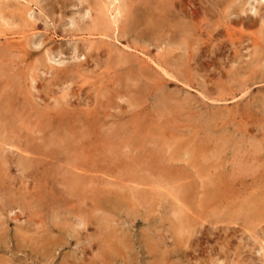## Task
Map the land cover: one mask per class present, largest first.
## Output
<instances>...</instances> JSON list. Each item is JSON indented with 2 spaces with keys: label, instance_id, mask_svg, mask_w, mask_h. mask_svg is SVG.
<instances>
[{
  "label": "rangeland",
  "instance_id": "rangeland-1",
  "mask_svg": "<svg viewBox=\"0 0 264 264\" xmlns=\"http://www.w3.org/2000/svg\"><path fill=\"white\" fill-rule=\"evenodd\" d=\"M109 1L0 0V264H264V2Z\"/></svg>",
  "mask_w": 264,
  "mask_h": 264
},
{
  "label": "bare ground",
  "instance_id": "bare-ground-1",
  "mask_svg": "<svg viewBox=\"0 0 264 264\" xmlns=\"http://www.w3.org/2000/svg\"><path fill=\"white\" fill-rule=\"evenodd\" d=\"M102 1H103V0H102ZM108 1H109V0H108ZM123 1L125 2V0H123ZM163 1H164V0H163ZM165 1H166V0H165ZM169 1H170V0H169ZM250 1H251V0H250ZM250 1L247 0L246 3L249 4ZM255 1H256V3H259V4L264 2L263 0H262V1H261V0H255ZM105 2H106V1H105ZM105 2H104V4H105ZM111 2H112L113 5H115V7L113 6V7H114V10H115V12H116L115 15L118 14L117 16H119V15H120L119 13L121 12V8H120V7H122V6H121L122 4H120V7H119L118 3L121 2V1H120V0H112ZM126 2H127V1H126ZM106 3H107V2H106ZM128 3H129V1H128ZM254 3H255V2H254ZM256 3H255V5H256ZM107 4H108V3H107ZM107 4H105L106 7H107L108 5H111L110 1H109V4H108V5H107ZM123 4H124V3H123ZM163 4H164V3H163ZM95 5H96V4H95ZM165 5H166V4H165ZM167 5H168V4H167ZM251 5H252V4H251ZM123 6H124V5H123ZM125 6H126V4H125ZM37 7H38V6H37ZM91 7H92V6H91ZM91 7H90V9H91ZM126 7H127V6H126ZM161 7H162V6H161ZM242 7H243V6H242ZM245 7H246V6H245ZM245 7H243L244 9H242V10L246 13L247 10L245 9ZM247 7L250 8L248 5H247ZM254 7H255V6H254ZM254 7H251V10H252V8H254ZM263 7H264V6H263ZM109 8H112V7H109ZM109 8L106 9V11H104V16H105L108 20H110V23L113 25V23H116L115 20H116L117 18H116V19L114 18L113 20H111V19H112V18L110 17L111 15H110V14L108 15ZM129 8H130V7H129ZM166 8H167V6H166ZM240 8H241V7H240ZM259 8H260V7H259ZM123 9H124V8H123ZM255 9H256V8H255ZM255 9H254V10H255ZM111 10H112V9H111ZM242 10H240V11H242ZM256 10H257V9H256ZM259 10H260V9H259ZM26 11H27V10H26ZM26 11H25V15L27 14L26 16H29V15H30V14H28L29 12L26 13ZM28 11H29V10H28ZM30 11H31V10H30ZM42 11H43V9H42ZM96 11H97V10H96ZM124 11H126V10H124ZM166 11H167V10H166ZM40 12H41V11H40ZM86 12H87V11H86ZM110 12H111V11H110ZM113 12H114V11H113ZM262 12H263V11H262ZM31 13H32V12H31ZM33 14H34V12L32 13V15H33ZM94 14H95V13H94ZM100 14H101V13H100ZM123 14H124V13H123ZM236 14H237V13H236ZM250 14H252V13H250ZM254 14H256V11L254 12ZM32 15H31V17H32ZM90 15H91V14H90ZM112 15H113V14H112ZM115 15H113L112 17H114ZM246 15H247V14H246ZM83 16H84V15H83ZM85 16H86V15H85ZM92 16L94 17V15H92ZM255 16H256V15H255ZM255 16H253V17H255ZM95 17H96V16H95ZM95 17H94V18H95ZM120 17H122V16H119V18H120ZM247 17H250V15H248ZM33 18H35V17H33ZM83 18H84V17H83ZM85 18H87V17H85ZM242 18H243V17H242ZM251 18H252V17H251ZM259 18H260V17H259ZM262 18H263V16H262ZM26 19H27V18H26ZM28 19H29V18H28ZM28 19H27V20H28ZM30 19H31V18H30ZM97 19H98V18H97ZM102 19L105 21V18H102ZM252 19H253V18H252ZM260 19H261V18H260ZM73 20H74V19H73ZM98 20H99V19H98ZM245 20H246V17H245ZM25 21H26V20H25ZM31 21H33V20H31ZM92 21H93V20H92ZM92 21L90 22V20H89L90 24H92ZM94 21H95V20H94ZM101 21H102V20H101ZM243 21H244V18H243ZM248 21H249V20H248ZM253 21H254V20H253ZM28 22H29V21H28ZM75 22H76V21L74 20L73 25H75V24H74ZM82 22H83V21H82ZM102 22H103V21H102ZM102 22H101V24H102ZM30 23H33V22H30ZM71 23H72V22H71ZM93 23H94V22H93ZM108 23H109V22H108ZM252 23H253V22H252ZM19 24H20V23H19ZM79 24L82 25V23H79ZM79 24H77V25H79ZM88 24H89V23H88ZM94 24H95V23H94ZM111 24H110V25H111ZM254 24H255V23H254ZM258 24H259V23H258ZM83 25H85V22H84ZM92 25H93V24H92ZM107 25H108V24H107ZM259 25H260V24H259ZM29 26H30V24H29ZM32 26H33V25H32ZM93 26H94V25H93ZM260 26H262V25H260ZM94 27H95V26H94ZM74 28H75V30H76V27H74ZM91 28H92V27H91ZM111 28H112V27H111ZM262 28H263V27H262ZM96 29H97V28H96ZM107 29H108V28H107ZM83 30H84V29H83ZM86 30H87V29H86ZM93 30H94V29H93ZM262 30H263V29H262ZM78 31H79V30H78ZM263 31H264V30H263ZM90 32H92V31L90 30ZM94 32H95V31H94ZM95 33H97V32H95ZM258 40H259V38H258ZM88 42H89V41H88ZM90 43H91V45H92L93 42L90 41ZM39 44H40V43H39ZM39 44H38V45H39ZM10 45H11V43H10ZM91 45H90V46H91ZM38 47H39V46H38ZM75 47H76V46H75ZM1 49H3V48H1ZM48 49H50V48L48 47ZM51 49H52V48H51ZM51 49H50V51H52ZM3 50H4V49H3ZM47 53H48V52H47ZM49 53H50V52H49ZM63 53H64V51H63ZM74 53H75V55H76V52H74ZM81 53H82V52H81ZM48 55H49V54H48ZM52 55H53V54H52ZM75 55H74V56H75ZM49 56H50V55H49ZM53 56H54V55H53ZM80 56H81V54H80ZM51 58H52V57H51ZM51 58L49 57V59H51ZM54 58H55V57H54ZM75 58H76V56H75ZM52 59H53V58H52ZM66 59H67V58H66ZM78 59H79V58H78ZM75 60H76V59H75ZM56 61H57V60H56ZM52 62H53V61H52ZM60 62H61V61H60ZM57 63H58V61H57ZM64 63H65V62H64ZM64 63H63V64H64ZM63 64H62V65H63ZM0 65H1V63H0ZM57 66H58V65H57ZM2 67H3V66H2ZM3 68H4V67H3ZM263 68H264V67H263ZM4 69H5V68H4ZM7 69H8V68H7ZM55 69L57 70L56 67H55ZM60 69H61V68H60ZM75 69H76V68H75ZM260 69H261V68H260ZM1 70L3 71V69H1ZM11 70H12V69H11ZM56 70H55V71H56ZM63 70H64V69H63ZM72 70H74V69H72ZM7 71H8V70H7ZM61 71H62V70H61ZM67 71H68V70H67ZM67 71H65V72H67ZM70 71H71V70H70ZM5 72H6V70H5ZM12 72H13V71H12ZM59 72H60V71H59ZM258 72H259V71H258ZM261 72H262V69H261ZM261 72H259L260 74L258 73L259 76H260L259 78H263V77H264V75H263ZM8 73H9V72H8ZM14 73H15V72H14ZM263 73H264V70H263ZM57 74H58V73H57ZM64 74H66V73H64ZM261 74L263 75V77L261 76ZM5 75H6V74H5ZM256 75H257V74H256ZM8 76H9V75H8ZM8 76H7V77H8ZM15 76H17L16 73H15V75H14L13 77H15ZM19 76L21 77L20 74H19ZM22 76H23V75H22ZM55 76H56V75H55ZM55 76H54V77H55ZM57 76H58V75H57ZM59 76H60V75H59ZM59 76H58L57 78H59ZM3 77H4V76H3ZM7 77H6V78H7ZM65 77H66V76H65ZM24 78H25V77H24ZM10 79H11V77H10ZM32 79H33V78H31V81H32ZM3 80L6 81V79H3ZM3 80H1V81H3ZM35 80H36V79H35ZM59 80H61V79H59ZM1 81H0V82H1ZM4 81H3V82H4ZM14 81H15V79H14ZM19 81H21V80L19 79ZM7 82H8V80H7ZM59 82H60V81H59ZM8 83H9V82H8ZM10 83H12V82H10ZM15 83H16V81H15ZM18 83H20V82H18ZM18 83H17V84H18ZM21 83H22V82H21ZM0 84H2V82H1ZM13 84H14V82H13ZM32 84H33V83H32ZM3 85H4V83H3ZM8 85L10 86L11 84H8ZM11 86H12V85H11ZM1 87H2V86H1ZM34 87H35V86H34ZM6 88H7V87H6ZM6 88H5V87H2L1 89H2V90H5L4 92L7 93ZM14 88H15V87H14ZM69 88H70V87H69ZM8 89H9V88H8ZM19 89H20V88H19ZM12 91H14V89H13ZM20 91H21V89H20ZM22 91H23V90H22ZM2 92H3V91H2ZM10 92H11V91H10ZM17 93H18V92H17ZM10 94H11V93H10ZM13 95H14V94H13ZM19 95H20V94H19ZM22 95H24V94L22 93ZM70 95H71V94H70ZM7 96H8V95H7ZM15 96H16V95H15ZM24 96H25V95H24ZM63 96H64V94H63ZM18 97H19V96L17 95V98H18ZM61 97H62V96H61ZM4 98H5V97H4ZM8 98H9V97H8ZM11 98H12L13 101H14L13 96H12ZM24 98H25V97H24ZM56 98H57V97H56ZM58 98H59V97H58ZM63 99H64V98H63ZM63 99H62V100H63ZM7 100H8V99H7ZM24 100L27 101L26 99H24ZM0 101L2 102V100H0ZM3 101H4V100H3ZM13 101L11 100V102H13ZM17 101H18V100H17ZM5 102H6V101H5ZM9 102H10V101H9ZM22 103H23V102H22ZM22 103H21V104H22ZM6 104H7V103H6ZM13 104H14V103H12L11 105H13ZM21 104H20V107H23V105L21 106ZM47 104H48V103H47ZM9 105H10V104H9ZM9 105H8V106H9ZM1 106H2V105H1ZM4 106H5V105H4ZM13 107H14V106H13ZM13 107L10 106V108H13ZM3 108H4V107H3ZM24 108H25V107H24ZM24 108H23V109H24ZM56 108H57V106H56ZM0 109H1V108H0ZM28 109H29V108H28ZM61 109H62V108H61ZM6 110H7V109H6ZM13 110H14V109H13ZM18 110H19V109H17V112H18ZM21 110H22V109H21ZM25 110H26V109H25ZM66 110H67V109H66ZM55 111H56V110H55ZM64 111H65V110H64ZM5 112H6V111H4V113H5ZM22 112H24V111H22ZM81 112H82V111H81ZM14 113H15V111H14ZM20 113H21V112H20ZM20 113L18 112V115H19ZM24 113H25V112H24ZM57 113H58V112H57ZM77 113H78V112H77ZM10 114H11V113H10ZM12 114H13V113H12ZM45 114H46V113H45ZM49 114H50V113H49ZM49 114H48V115H49ZM67 114H68V113H66V115H67ZM3 115H5V114H3ZM3 115H2V116H3ZM15 115H17V113H15ZM15 115H14V116H15ZM18 115H17V116H18ZM23 115H24V114H23ZM27 115H28V114H27ZM63 115H65V114L63 113ZM68 115H69V114H68ZM82 115H83V114H82ZM82 115H80V116H82ZM6 116H7V115H6ZM14 116H13V117H14ZM19 116H21V114H20ZM49 116H51V114H50ZM69 116H70V115H69ZM71 116H72V115H71ZM73 116H74V115H73ZM31 117H32V116H31ZM74 117H75V116H74ZM5 119H7V118H5ZM11 119H12V118H11ZM19 119H20V118H19ZM31 119H32V118H31ZM56 119H57V118H56ZM56 119H55V120H56ZM0 120H1V118H0ZM7 120H9V119H7ZM16 120L18 121V119H16ZM21 120H22V119H21ZM34 120H35V119H34ZM57 120H58V119H57ZM82 120H83V119H82ZM91 120H92V119H91ZM19 121H20V120H19ZM84 121H85V120H84ZM0 122H1V121H0ZM20 122H21V121H20ZM86 122H87V121H86ZM2 123H4V122H2ZM77 123H78V122H77ZM11 124H12V123H11ZM18 124H19V123H18ZM43 124H44V123H43ZM58 124H59V123H58ZM70 124H71V123H70ZM74 124H75V123H74ZM74 124H73V125H74ZM3 125H4V124H3ZM9 125H10V124H9ZM13 125H14V123H13ZM13 125H11V126H13ZM23 125H24V124H23ZM23 125H22V126H23ZM65 125H66V124H65ZM71 125H72V124H71ZM79 125H80V123L78 124V126H79ZM28 126H29V125H28ZM84 126H85V125H83L82 127H84ZM87 126H88V125H87ZM92 126H93V125H92ZM32 127H33V126H32ZM1 128H2V126H1ZM4 128H5V127H4ZM6 128H7V127H6ZM40 128H41V127H40ZM48 128H49V127H48ZM76 128H77V127H75V129H76ZM87 128H88V127H87ZM93 128H94V127H93ZM11 129H12V128H11ZM11 129H10V130H11ZM77 129H78V128H77ZM118 129H119V127H118ZM125 129H126V128H125ZM30 130H32V129H30ZM39 130H40V129H39ZM45 130H46V129H45ZM78 130H79V129H78ZM81 130H82V129H81ZM113 130H114V129H113ZM120 130L124 131L123 129H119V131H120ZM143 130H144V129H143ZM43 131H44V130H43ZM68 131H69V130H68ZM88 131H89V130H88ZM134 131H135V130H134ZM2 132H3V131H2ZM7 132H8V131H7ZM33 132H34V131H33ZM35 132H36V131H35ZM60 132H61V131H60ZM69 132H71V131H69ZM75 132H76V131H75ZM79 132H80V131H79ZM113 132H114V131H113ZM129 132H130V131H129ZM10 133H11V131H10ZM20 133H22V132H20ZM63 133H65V131H63ZM88 133H89V132H88ZM88 133H87V135H88ZM90 133H91V132H90ZM94 133H95V132H94ZM110 133H111V132H110ZM137 133H138V132H137ZM0 134H1V133H0ZM37 134H38V133H37ZM44 134H45V133H44ZM112 134H113V133H112ZM120 134H122V133H120ZM125 134H126V133H125ZM125 134H123V135H125ZM138 134H139V133H138ZM4 135H5V131H4ZM4 135H3V136H4ZM21 135H22V134H21ZM42 135H43V134H42ZM47 135H48V134H47ZM69 135H70V134H69ZM74 135H76V133H75ZM90 135H91V134H90ZM128 135H129V134H128ZM131 135H132V133H131ZM88 136H89V135H88ZM109 136H112V135H109ZM114 136H115V134H114ZM116 136H117V135H116ZM125 136H126V135H125ZM129 136H130V135H129ZM134 136H135V135H134ZM142 136H143V135H142ZM74 137H75V136H74ZM84 137H85V135H84ZM91 137H92V136H91ZM119 137H120V136H119ZM121 137H122V136H121ZM121 137H120V139H119L120 141H121ZM1 138H2V136H1ZM106 138H107V137H106ZM116 138H117V137H116ZM130 138H132V137L130 136ZM136 138H137V137H136ZM139 138H140V136H139ZM23 139H24V138H23ZM39 139H40V138H39ZM57 139H58V138H57ZM69 139H70V137H69ZM74 139H75V138H74ZM91 139H92V138H91ZM113 139H114V138H113ZM128 139H129V138H128ZM133 139L135 140V137H134ZM2 140H3V139H2ZM78 140H81V139H77V141H78ZM84 140H86V139H84ZM116 140H117V141H116V144H115L114 140H113L114 143H112V144L118 145L117 143H119L120 141L118 142V139H116ZM129 140H131V139H129ZM129 140H128L127 142H131V141H133V140H131V141H129ZM137 140H138V139H137ZM59 141H60V140H59ZM97 141H99V140H97ZM108 141H109V139H108ZM110 141H111V140H110ZM141 141H142V140H141ZM3 142H4V141H3ZM71 142H72V141H71ZM87 142H88V140H87ZM105 142H106V141H105ZM111 142H112V141H111ZM136 142H137V141H136ZM1 143H2V142H1ZM1 143H0V145H1ZM60 143H61V142H60ZM80 143H81V142H80ZM120 143H121V142H120ZM125 143H126V142H125ZM132 143H133V142H132ZM139 143H140V140H139ZM141 143H142V142H141ZM141 143H140V144H141ZM51 144H52V143H51ZM83 144H84V143H82V145H83ZM108 144H109V143L107 142V145H108ZM127 144H128V143H126V145H127ZM134 144H135V142L133 143V145H134ZM137 144H138V143H137ZM140 144H139V145H140ZM11 145H12V144H11ZM25 145H26V144H25ZM104 145H105V144H104ZM115 145H114V146H115ZM121 145H122V144H121ZM133 145H131V147H133ZM135 145H136V144H135ZM135 145H134V146H135ZM252 145H253V144H252ZM254 145H255V144H254ZM89 146H90V145H89ZM119 146H120V144H119ZM66 147H67V146H66ZM91 147H92V146H91ZM93 147L95 148V146H93ZM106 147H107V146H106ZM112 147H113V146H111V143H110V144L108 145V148H106V149H110V148H112ZM115 147H116V146H115ZM128 147H129V149H132V148H130V146L127 145V149H128ZM139 147H140V146H138L137 148H139ZM254 147H256V149H257V147L259 148V146H256V145H255ZM0 148H1V147H0ZM14 148H15V147H14ZM16 148H17V147H16ZM73 148H74V147H73ZM81 148H82V147H81ZM102 148H103V147H102ZM125 148H126V147H125ZM67 149H69V148H67ZM106 149H105V150H106ZM233 149H234V148H233ZM252 149H254V148H252ZM252 149H251V150H252ZM9 150H10V148H9ZM13 150H14V149H13ZM15 150H16V149H15ZM21 150H22V149H21ZM25 150H26V149H25ZM60 150H61V149H60ZM69 150H70V149H69ZM103 150H104V148H103ZM140 150H141V149H140ZM217 150H218V149H217ZM235 150H236V152L239 151V149H235ZM7 151H8V150H7ZM10 151H11V150H10ZM16 151H17V150H16ZM84 151L86 152V150H84ZM97 151H98V150H97ZM144 151H145V150H144ZM214 151H215V150H214ZM257 151H259V150L257 149ZM3 152H4V151H3ZM11 152H12V151H11ZM87 152H88V151H87ZM106 152H107V151H106ZM108 152H109V150H108ZM110 152H112L111 149H110ZM115 152H116V151H115ZM120 152H122V153L124 154V152H123V148H122V151H120ZM126 152H127V151H126ZM128 152H129V151H128ZM128 152H127V153H128ZM130 152H131V151H130ZM236 152L234 153V151H233V152H231V153L237 154ZM246 152H247V153L249 152V153L251 154L250 150H249V151H246ZM254 152H256V151L254 150ZM254 152H252V153H254ZM13 153H15V151H14ZM17 153H18V152H17ZM42 153H43V152H42ZM71 153H72V152H71ZM89 153H90V151H89ZM102 153L104 154L105 151H104V152L102 151ZM113 153H114V152H113ZM118 153H119V152H118ZM122 153H121V154H117V153H116V154H117V155H123ZM137 153H138V152H137ZM241 153H242V150H241L240 153L238 152L239 156L242 155ZM247 153H246V154H247ZM18 154L20 155V153H18ZM26 154H27V153H26ZM73 154H74V152H73ZM100 154H101V152H100ZM100 154H98V155H100ZM108 154H109V153H108ZM111 154H112V153H110V154L108 155L109 158H110L111 156L113 157V155H111ZM116 154H115L114 156H116ZM212 154H213V152H212ZM27 155H28V154H27ZM125 155H126V154H125ZM155 155H156V154H155ZM195 155H196V154H195ZM231 155H232V154H231ZM11 156H12V155H11ZM35 156H36V155H35ZM53 156H54V154H53ZM53 156L50 155V157H53ZM105 156H106V155H105ZM105 156H104V157H105ZM130 156H131V155H130ZM213 156H214V155H213ZM228 156H229V155H228ZM236 156H237V155H236ZM236 156H235V157H236ZM251 156H252V155H251ZM254 156H256V155H254ZM3 157H4V156H3ZM42 157H43V156H42ZM88 157H90V156H88ZM88 157H87V158H88ZM122 157H123V156H122ZM145 157H146V156H145ZM157 157H158V156H157ZM15 158H16V157H15ZM39 158H40V157H39ZM80 158H81V157H80ZM109 158L107 157L106 159H109ZM115 158H116V157H115ZM115 158H114V159H115ZM128 158L130 159L131 157H128ZM132 158H133V157H132ZM135 158H136V157H135ZM238 158H239V157H238ZM4 159H5V158H4ZM4 159H3V160H4ZM31 159H32V158H31ZM40 159H41V158H40ZM40 159H39V160H40ZM43 159H46V161H47V159L50 160L51 158L49 159V158L46 157V158H43ZM43 159H42V160H43ZM81 159H83V157H82ZM111 159H112V158H111ZM120 159H122V158H120ZM250 159H251V158H250ZM8 160H9V159H8ZM52 160H53V158H52ZM104 160H105V159H104ZM104 160H103V161H104ZM109 160H110V159H109ZM124 160L126 161L125 158H124ZM130 160H132V159H130ZM153 160H154V158H153ZM158 160H160V158H159V159L156 158V161H157L158 163L155 162V161H152V163H153V162L156 163V165H155V163H154L153 165L157 166V165L159 164V161H158ZM6 161H7V160H6ZM10 161H11V160H10ZM54 161H55V160H54ZM61 161H62V160L60 159V162H61ZM93 161H94V160H92L91 162H92V164L94 165V162H93ZM128 161H129V160H128ZM136 161H137V160L134 159V162H135V163H136ZM237 161H239V160L237 159ZM13 162H14V160H13ZM17 162H18V161H17ZM39 162H40V161H39ZM43 162H44V161H43ZM55 162H56V161H55ZM72 162H73V161H72ZM83 162H84V161H83ZM85 162H86V160H85ZM85 162H84V164H85ZM137 162H138V161H137ZM233 162H234V161H233ZM243 162H244V161H242V162H237V163H239V164H238V167H239V168H240V166H241L240 163L243 164ZM246 162H247V161H246ZM248 162H249V161H248ZM248 162H247V164H248ZM46 163H47V162H46ZM51 163H52V165L54 166L53 161H51ZM56 163H57V162H56ZM75 163H78V161H76ZM132 163H133V162H132ZM138 163L140 164L141 162L139 161ZM251 163H252V162L250 161V163H249V165H248V166H249L248 169L250 168V165H252ZM18 164H19V163H18ZM29 164H30V163H29ZM40 164H41V162H40ZM84 164H83V165H84ZM92 164H91V166H92ZM139 164H138V165H139ZM244 164H245V163H244ZM244 164H243V165H244ZM134 165H135V164H134ZM150 165H151V163H150ZM239 165H240V166H239ZM243 165H242V166H243ZM28 166H29V165H28ZM41 166H42V164H41ZM41 166H40V167H41ZM43 166H44V165H43ZM136 166H137V165H136ZM242 166H241V167H242ZM37 167H38V166H37ZM47 167H48V166H47ZM54 167H55V166H54ZM57 167H59V166L57 165V166L55 167V170L57 169ZM72 167H74V165H72ZM76 167H77V166H76ZM76 167H75V168H76ZM82 167H83V166H82ZM86 167L88 168V165H87ZM141 167H142V166H141ZM141 167H140V169H141ZM158 167H160V166H158ZM245 167H246V164H245ZM245 167H243L244 170L246 169ZM251 167H252V166H251ZM42 168H43V167H42ZM45 168H46V167H45ZM68 168H69V167H68ZM92 168H93V166H92ZM142 168H144V167H142ZM239 168H238V169H239ZM2 169H3V168H2ZM2 169H0V170H2ZM33 169H34V168H33ZM79 169H80V167H79ZM241 169H242V168H241ZM3 170H4V169H3ZM7 170H8V169H7ZM7 170L5 169V171H7ZM19 170H21V169H19ZM23 170H25V169H23ZM41 170H42V169H41ZM50 170H51V169H50ZM64 170H66V169H64ZM75 170H76V169H75ZM83 170H84V169H83ZM83 170H82V168H81V171H83ZM144 170H145V169H144ZM144 170H142V171H144ZM242 170H243V169H242ZM244 170H243V171H244ZM246 170H247V169H246ZM59 171H60V170H59ZM67 171H68V170H67ZM73 171H74V169H73ZM77 171H78V169H77ZM204 171H205V170H204ZM204 171H203V173H204ZM251 171H252V170H251V168H250V172H251ZM7 172H10V171H7ZM20 172H21V171H20ZM25 172H26V171H25ZM43 172H44V169H43V171H42V174H43ZM50 172H51V171H50ZM53 172H54V170H53ZM55 172H56V171H55ZM68 172H69V171H68ZM84 172H85V171H84ZM86 172H87V170H86ZM93 172H94V171H93ZM93 172H92V173H93ZM245 172H246V171H245ZM247 172H248V171H247ZM1 173H2V172H1ZM56 173H57V172H56ZM61 173L63 174V172H61ZM92 173H91V174H92ZM8 174H9V173H8ZM46 174L49 175L47 172H46ZM76 174H78V173H76ZM80 174H81V173H80ZM82 174H83V173H82ZM238 174H239V173H238ZM259 174H260V173H259ZM37 175H38V174H37ZM44 175H45V174H44ZM53 175H54V173H53ZM56 175H57V174H56ZM60 175H61V174H60ZM248 175L250 176L249 173H248ZM248 175H247V176H248ZM13 176H14V175H13ZM25 176H26V175H25ZM30 176H31V175H30ZM38 176H39V175H38ZM45 176H46V175H45ZM62 176H63V175H62ZM64 176H65V175H64ZM64 176H63V177H64ZM70 176H71V175H70ZM70 176H69V177H70ZM92 176H93V174H92ZM94 176H95V175H94ZM94 176H93V178H95ZM40 177H41V176H40ZM46 177H47V176H46ZM67 177H68V176H67ZM67 177H66V178H67ZM74 177H75V176H74ZM234 177H235V176H234ZM240 177H241V176H240ZM251 177H252V176H251ZM257 177H258V176H257ZM23 178H24V177H23ZM25 178H26V177H25ZM38 178H39V177H38ZM57 178L60 179V177H58V176H57ZM57 178L54 177V179H56V180L58 181ZM70 178H71V177H70ZM70 178H69V179H70ZM77 178H78V177H76V179H77ZM80 178H81V177H80ZM246 178H247V177H246ZM2 179H3V178H2ZM90 179H92V178H90ZM90 179H89V180H90ZM249 179H250V178H249ZM51 180H52V178H51ZM56 180H54V181H56ZM62 180H63V179H62ZM71 180H72V179H71ZM77 180H78L77 182L79 183V178H78ZM89 180L87 179V183H86L85 181L82 182V183H83V184L85 183L86 185H89V184H90V181H89ZM92 180L94 181L95 179H92ZM202 180H204V179L202 178ZM237 180H238V179H237ZM246 180H248V178H247ZM251 180H252V178H251ZM47 181H48V179H47ZM60 181H61V180H60ZM63 181H64V182L66 181L67 184L70 183V182H67V181H69L68 179H67V180L65 179V180H63ZM81 181H82V180H81ZM88 181H89V182H88ZM93 181H91V183H95V181H94V182H93ZM233 181H234V180H233ZM235 181H236V180H235ZM42 182H43V181H42ZM58 182H59V181H58ZM256 182H257V181H256ZM59 183H60V182H59ZM73 183H74V182H73ZM73 183H72V185L74 186ZM82 183H81V186H84V187H85V185H83ZM88 183H89V184H88ZM211 183H212V182H211ZM235 183H236V182H235ZM240 183H241V182H240ZM246 183H247V182H246ZM246 183H245V184H246ZM250 183H251V181H250ZM33 184H34V183H33ZM43 184H44V183H43ZM52 184H53V183H52ZM57 184H58V183H57ZM60 184H61V183H60ZM67 184H66V186H68ZM76 184H77V183H76ZM76 184H75V185H76ZM233 184H234V182H233ZM251 184H254V183H251ZM260 184H261V183H260ZM37 185H38V184H37ZM48 185H49V184H48ZM48 185H47V186H48ZM61 185H62V184H61ZM72 185H71V186H72ZM239 185H240V184H239ZM248 185H249V184H248ZM39 186H40V184H39ZM64 186H65V185H62V188H63V189L66 187V186H65V187H64ZM71 186H70V187H71ZM76 186H77V185H76ZM78 186H80V185H78ZM197 186H198V185H197ZM240 186H242V185H240ZM251 186H252V185H251ZM255 186H256V185H255ZM51 187H52V186H51ZM74 187H75V186H74ZM88 187H89V186H88ZM200 187H201V186H200ZM262 187H263V186H262ZM1 188H2V187H1ZM3 188H4V187H3ZM44 188H46V187H43V189H44ZM47 188H49V187H47ZM52 188H54V186H53ZM66 188H67V187H66ZM71 188H72V187H71ZM80 188H81V187H80ZM185 188L188 189L189 187H185ZM256 188H257V187H256ZM68 189H69V186H68ZM73 189H74V188H73ZM73 189H72V190H73ZM89 189H90V188H89ZM91 189H92V188H91ZM91 189H90V190H91ZM195 189H196V188H195ZM236 189H237V187H236ZM7 190H8V189H7ZM44 190H45V189H44ZM53 190H54V189H53ZM70 190H71V189H70ZM70 190H68V191H70ZM84 190H85V189H84ZM84 190H83V191H84ZM93 190H94V189H93ZM177 190H178V189H177ZM184 190H185V189H184ZM189 190H190V189H189ZM253 190H254V189H253ZM256 190H257V189H256ZM5 191H6V190H5ZM41 191H42V190H41ZM47 191H48V189L46 190V192H47ZM54 191H55V190H54ZM56 191H58V190H56ZM56 191H55V192H56ZM59 191H62V190H59ZM63 191H64V190H63ZM63 191H62V192H63ZM73 191H74V190H73ZM77 191H79V189H78ZM80 191H82V190H80ZM94 191H95V190H94ZM102 191H103V190H102ZM142 191H143V190H142ZM185 191L187 192L188 190H185ZM232 191H233V190H232ZM11 192H13V191H11ZM62 192H60V194H61ZM98 192H100V191H98ZM191 192H192V191H191ZM197 192H198V191H197ZM238 192H239V191H238ZM2 193H4L3 190H2ZM40 193H41V192H40ZM48 193H49V192H48ZM48 193H46V194H48ZM52 193H53V192H52ZM63 193H64V192H63ZM65 193H67V191H65ZM65 193H64V194H65ZM71 193H72V191H71ZM71 193L68 194V195H73V196H74V194H73V193L71 194ZM78 193H79V192H78ZM81 193H82L81 195H84L83 192H81ZM103 193H104V191H103ZM108 193H110V192L108 191ZM138 193H140V192H138ZM174 193H175V192H174ZM189 193H190V192H189ZM4 194H5V193H4ZM26 194H27V193H26ZM90 194H93V193H90ZM104 194H106V192H105ZM135 194H136V193H135ZM248 194H249V193H248ZM8 195H9V194H8ZM13 195H14V194H13ZM21 195H22V193L20 194V196H21ZM50 195H51V194L49 193V195H47V196L49 197ZM61 195H62V194H61ZM79 195H80V194H79ZM94 195H95V194H94ZM137 195H138V196H142L141 194H140V195L137 194ZM176 195H177V194H176ZM190 195H191V194H190ZM200 195H201V194H200ZM2 196H4V195H2ZM10 196H11V195H10ZM10 196H9V197H10ZM14 196H15V195H14ZM35 196H36V197H40V196H37V195H35ZM55 196L58 197V193H57V195H55ZM84 196H85V195H84ZM91 196H92V195H91ZM116 196H117V195H116ZM144 196H146V195L144 194ZM185 196H186V198H187L188 195L185 194ZM231 196H232V195H231ZM6 197H7V195H6ZM22 197H23V196H22ZM41 197H42V196H41ZM41 197H40V198H41ZM48 197H47V198H48ZM50 197H51V196H50ZM52 197H53V195H52ZM63 197H64V196H63ZM77 197H78V196H77ZM81 197H82V196H79L80 199H81ZM111 197H112V195H111ZM122 197H123V196H122ZM175 197H177V196H175ZM45 198H46V196H45ZM47 198H46V199H47ZM59 198H60V196H59L57 199H59ZM73 198H74V197H73ZM114 198H115V197H114ZM119 198H120V197H119ZM4 199H6V198H4ZM7 199H8V198H7ZM48 199H50V198H48ZM52 199H53V198H52ZM63 199H64V198H63ZM66 199H68V198H66ZM70 199H71V198H70ZM80 199H79V200H80ZM111 199H112V198H111ZM124 199H125V198H124ZM128 199H129V198H128ZM130 199H131V198H130ZM132 199H133V198H132ZM140 199H142V197H141ZM143 199H144V198H143ZM175 199H176V198H175ZM227 199H228V198H227ZM230 199H231V198H230ZM0 200H1V199H0ZM8 200H9V199H8ZM23 200H24V199H23ZM50 200H51V199H50ZM72 200H73V199H72ZM74 200H76V199H74ZM79 200H78V201H79ZM94 200H95V198H94ZM115 200H116V198H115ZM122 200H123V199H122ZM125 200H126V199H125ZM125 200H124V201H125ZM133 200H134V199H133ZM133 200H132V201H133ZM177 200H178V199H177ZM220 200H221V199H220ZM39 201H40V199H39ZM42 201H44V199H43ZM45 201H46V200H45ZM53 201H54L53 203H55L56 199H54ZM65 201H66V200H65ZM65 201H64V202H65ZM175 201H176V200H175ZM235 201H236V200H235ZM10 202H11V200H10ZM14 202H15V201H14ZM16 202H17V200H16ZM18 202H19V201H18ZM18 202H17V203H18ZM27 202H28V201H27ZM27 202H26V203H27ZM34 202H36V201H34ZM57 202H58V201H57ZM70 202L72 203L71 200H70ZM70 202H69V203H70ZM75 202H76V201H75ZM81 202H84V201H81ZM140 202H141V201H140ZM4 203H5V202H4ZM6 203H8V202H6ZM50 203H52V202L50 201ZM59 203H62V202L59 201ZM79 203H80V201H79ZM141 203H142V202H141ZM234 203H235V202H234ZM24 204H25V202H24ZM28 204H29V203H28ZM33 204H34V203H33ZM40 204H41V203H40ZM67 204H68V203H67ZM74 204H76V203H74ZM83 204H84V203H83ZM120 204H121V203H120ZM130 204H132V203H130ZM130 204H129V205H130ZM135 204H137V203H135ZM53 205H54V204H53ZM65 205H66V204H65ZM68 205H69V207H70V204H68ZM68 205L65 206V207L67 208ZM78 205H79V204H78ZM113 205H114V204H113ZM261 205H264V203H261ZM4 206H5V205H4ZM18 206H19V205H18ZM33 206H34V205H33ZM36 206H37V208H39V207H38L39 205H36ZM36 206H34V207H36ZM40 206H41V205H40ZM49 206H50V205H49ZM63 206H64V205H63ZM72 206H73V205H72ZM76 206H77V205H76ZM181 206H182V205H181ZM7 207H8V206H7ZM21 207H22V206H21ZM26 207H27V206H26ZM34 207H33V208H34ZM61 207H62V206H61ZM69 207H68V208H69ZM73 207H75V206H73ZM73 207H71V208H72V210L74 211L75 209H74ZM77 207H79V206H77ZM115 207H117V206L115 205ZM124 207H125V206H124ZM131 207H134V203H133V205H132ZM136 207H137V206H136ZM12 208H13V207H12ZM15 208H16V207H15ZM28 208L30 209L31 207H27V209H28ZM46 208H49V207L47 206ZM68 208H67V209H68ZM127 208H128V207H127ZM127 208H126V209H127ZM178 208H179V207H178ZM22 209H23V208H22ZM35 209H36V208H35ZM50 209H51V207H50ZM63 209H64V208H63ZM69 209H70V208H69ZM23 210H24V209H23ZM30 210H31V209H30ZM32 210H33V209H32ZM42 210H43V209H42ZM76 210H77V209H76ZM76 210H75V211H76ZM127 210H130V209H127ZM12 211H13V210H12ZM68 211H69V210H68ZM78 211H79V210H78ZM45 212H46V211H45ZM69 212H70V211H69ZM131 212H132V211H131ZM238 212H240V210H239ZM46 213H47V212H46ZM52 213H53V212H52ZM55 213H56V211H55ZM64 213H65V212H64ZM14 214H15V213H14ZM59 214H60V213H59ZM74 214H77V212L74 213ZM28 215H29V214H28ZM47 215H48V214H47ZM62 215H63V214H62ZM17 216H18V215H17ZM50 216H51V214H50ZM62 217H63V216H62ZM244 217H246V215H245ZM52 218H54V217H52ZM15 219H16V218H15ZM24 219H26V218H24ZM17 220H18V218H17ZM38 220H40V219H38ZM75 220H76V219H75ZM73 221H74V219H73ZM81 221H82V220H81ZM243 221H244V220H243ZM254 221H255V220H254ZM24 222H25V221H24ZM40 222H41V220H40ZM75 222H76V221H75ZM217 222H218V221H217ZM232 222H233V221H232ZM42 223H43V221H42ZM76 223H77V222H76ZM218 223H219V222H218ZM25 224H26V223H25ZM25 224H24V225H25ZM215 224H216V223H215ZM245 224H246V223H245ZM21 225H22V224H21ZM21 225H20V226H21ZM247 225H248V224H247ZM247 225H246V226H247ZM22 226H23V225H22ZM29 226H30V225H29ZM79 226H80V225H79ZM85 226H86V225H85ZM23 227H24V226H23ZM31 227H32V226H31ZM46 227H47V226H46ZM80 227H81V226H80ZM20 228H21V227H20ZM50 228H52V226H51ZM77 228H78V227H77ZM248 228H249V227H248ZM7 229H8V228H7ZM30 229H32V228H30ZM38 229H39V228H37V231H38ZM64 229H65V228H64ZM254 229H255V228H254ZM23 230H24V229H23ZM53 230H54V229H53ZM67 230H68V229H67ZM67 230H66V231H67ZM229 230H230V228H229ZM4 231H6V230H4ZM7 231H8V230H7ZM24 231H25V230H24ZM24 231H23V232H24ZM29 231H30V230H29ZM250 231H251V230H250ZM8 232H9V231H8ZM18 232H22V229H21V230L19 229ZM18 232H15V234L18 233ZM42 232H43V231H42ZM42 232H41V233H42ZM52 232H53V231H52ZM56 232H57V231H56ZM60 232H62V231H60ZM149 232H150V231H149ZM229 232H230V231H229ZM261 232H262V231H261ZM0 233H1V232H0ZM3 233H4V232H3ZM3 233H2V235H4ZM66 233H67V232H66ZM66 233H65V234H66ZM68 233H69V232H68ZM124 233H125V232H124ZM150 233H151V232H150ZM150 233H149V234H150ZM259 233H260V232H259ZM32 234H33V233H32ZM48 234H50V233H48ZM147 234H148V233H147ZM244 234H245V233H244ZM2 235H1V237H2ZM5 235H6V234H5ZM5 235H4V236H5ZM17 235H19V233H18ZM40 235H41V234H40ZM61 235H62V233H61ZM61 235L59 234V236H61ZM117 235H118V234H117ZM117 235H116V236L113 235V236H114V239H115V237H117ZM245 235H246V234H245ZM4 236H3V237H4ZM8 236H9V235H8ZM8 236H7V240H6V241H8ZM29 236H30V233H29ZM127 236H130V235H126V237H127ZM145 236H146V235H145ZM152 236H153V235H152ZM246 236H247V235H246ZM19 237H20V236H19ZM19 237H16V239L18 240ZM21 237H22V235H21ZM31 237H32V235H31ZM37 237H39V236H37ZM47 237H48V236H47ZM77 237H78V236H77ZM88 237H89V236H88ZM130 237H131V236H130ZM5 238H6V237H5ZM22 238H23V237H22ZM33 238H34V237H33ZM39 238H40V237H39ZM42 238H43V237H42ZM42 238H41V239H42ZM74 238H75V237H74ZM90 238H92V237H90ZM93 238H94V237H93ZM109 238H110V237H109ZM111 238H112V237H111ZM128 238H129V237H128ZM142 238H143V237H142ZM142 238H141V240H142ZM255 238H257V237H255ZM0 239H1V238H0ZM26 239H28V237H27ZM46 239H47V238H46ZM88 239H89V238H88ZM103 239H104V238H103ZM116 239H117V238H116ZM148 239H149V238H148ZM251 239H252V238H251ZM261 239H262V238H261ZM2 240H4V239H2ZM36 240H37V238H36ZM39 240H40V239H39ZM39 240H38V241H39ZM91 240H92V239H91ZM126 240H127V238H126ZM141 240H139V242H140ZM143 240L148 241L146 238H144ZM143 240H142V241H143ZM150 240H152V239L150 238ZM240 240H241V239H240ZM254 240H255V239H254ZM6 241H5V242H6ZM18 241H19V240H18ZM24 241H25V239H23V243H24ZM45 241H46V240H45ZM53 241H54V240H53ZM88 241H89V240H88ZM111 241H113V240L111 239ZM115 241H117V240H115ZM124 241H125V240H124ZM127 241H131V239L129 238ZM257 241H258V239H257ZM0 242H1V241H0ZM27 242H29V240H28ZM27 242H26V243H27ZM40 242H41V241H40ZM46 242H47V241H46ZM46 242H43V243L46 244ZM93 242H94V241H93ZM143 242H144V241H143ZM151 242H152V244H153V240H152ZM1 243H2V242H1ZM19 243H20V242H19ZM19 243H18V244H19ZM47 243H49V242H47ZM90 243H91V242H90ZM144 243H145V242H144ZM148 243H149V242H148ZM158 243H159V242H158ZM158 243H156V244H158ZM3 244H5L4 241H3ZM30 244H31V243H30ZM91 244H92V243H91ZM111 244H112V243H111ZM127 244H128V243H127ZM140 244H141V243H140ZM140 244H139V247L141 246ZM154 244H155V242H154ZM171 244H172V243H171ZM22 245H23V244H22ZM27 245H28V243H27ZM32 245H33V244H32ZM32 245H31V246H32ZM38 245L42 246L41 244H38ZM53 245H54V244H53ZM59 245H60V243H59ZM117 245H118V244H117ZM142 245H143V244H142ZM145 245H146V244H145ZM147 245L149 246V244H147ZM259 245H260V244H259ZM17 246H18V245H17ZM19 246H21V244H19ZM23 246H24V245H23ZM35 246H36V245H35ZM43 246H44V245H43ZM127 246H128V245H127ZM154 246H155V245H154ZM263 246H264V245H263ZM21 247H22V246H21ZM24 247H25V246H24ZM29 247H30V246H29ZM54 247H55V246H53V249H54ZM57 247H58V246H57ZM143 247H145V246L143 245ZM158 247H159V246H158ZM158 247H157L156 249H158ZM227 247H228V246H227ZM257 247H258V246H257ZM2 248H3V247H2ZM26 248H28V246H26ZM31 248H32V247H31ZM42 248H44V247H42ZM55 248H56V247H55ZM109 248H110V245H109ZM111 248H112V247H111ZM126 248H127V247H126ZM141 248H142V247H141ZM151 248H152V247H151ZM17 249H19V248H17ZM20 249H21V248H20ZM23 249H25V248H23ZM23 249H22V250H23ZM44 249H46V248H44ZM47 249H48V247H47ZM49 249H51V248H49ZM145 249H147V247H146ZM263 249H264V248H263ZM25 250H26V249H25ZM123 250H124V249H123ZM128 250H129V249H128ZM142 250H144V249H142ZM147 250H149V249H147ZM161 250H162V249H161ZM161 250H159V251H161ZM231 250H232V249H231ZM242 250H243V249H242ZM23 251H24V250H23ZM31 251H32V250H31ZM45 251H46V250H45ZM55 251H56V250H55ZM55 251L53 250V252H55ZM126 251H127V250H126ZM150 251H152V250H150ZM260 251H261V249H260ZM263 251H264V250H262V253H263ZM21 252H22V251H21ZM48 252H49V250H48ZM48 252H46V253H48ZM165 252H166V251H164L163 253L166 255ZM167 252H168V251H167ZM220 252H221V251H220ZM223 252H224V251L222 250V253H223ZM255 252H256V251H255ZM37 253H39V252H37ZM37 253H36V254H37ZM49 253H51V252H49ZM150 253H151V252H150ZM160 253H161V252H160ZM178 253H179V252H178ZM256 253H257V252H256ZM40 254H43V253H40ZM72 254H73V253H72ZM75 254H76V253H75ZM121 254H122V253H121ZM124 254H125V253H124ZM152 254H154V252H153ZM51 255H52V254H51ZM51 255H50V256H51ZM73 255H74V254H73ZM224 255H225V253H224ZM226 255H227V253H226ZM226 255H225V256H226ZM261 255H262V254H261ZM263 255H264V254H263ZM25 256H27V255H25ZM42 256H44V254H43ZM47 256H49V255L47 254ZM74 256H75V255H74ZM76 256H77V255H76ZM130 256H131V255H129V258H131ZM147 256H150V255H147ZM153 256H154V255H153ZM153 256L151 255V257H153ZM155 256H156V255H155ZM225 256H224V257H225ZM45 257H46V255H45ZM151 257H150V258H151ZM156 257H157V256H156ZM160 257H161V256H160ZM224 257H223V258H224ZM157 258H158V257H157ZM163 258H164V257H163ZM214 258H215V257H214ZM261 258H262V257H261ZM19 259H21V257H20ZM24 259H26V258H24ZM68 259H69V257H68ZM75 259H77V258L75 257ZM75 259H74V260H75ZM120 259H121V258H120ZM155 259H156V258H155ZM168 259H169V258H168ZM251 259H252V257H251ZM262 259H263V258H262ZM10 260H11V259H10ZM78 260H79V259H78ZM130 260H131V259H130ZM232 260H233V259H232ZM0 261H1V260H0ZM19 261H20V260H19ZM22 261H23V260H22ZM22 261H21V262H22ZM76 261H77V260H76ZM157 261H158V260H157ZM226 261H228V260H226ZM229 261H230V260H229ZM252 261H253V260H252ZM10 262H11V261H10ZM120 262H121V261H120ZM169 262H170V261H169ZM169 262H168V263H169ZM213 262H214V261H213ZM217 262H218V263H216V264H221V261L217 260ZM232 262H233V261H232ZM239 262H240V261H239ZM1 263H2V262H1ZM11 263H14V262H11ZM123 263L125 264L124 261H123ZM158 263H159V262H158ZM247 263H249V261H248ZM14 264H15V263H14ZM129 264H130V263H129ZM159 264H160V263H159ZM161 264H167V262L164 263V260H163V263H161ZM171 264H173V263H171ZM211 264H213V263H211ZM214 264H215V263H214ZM240 264H241V263H240ZM255 264H256V263H255ZM262 264H263V263H262Z\"/></svg>",
  "mask_w": 264,
  "mask_h": 264
}]
</instances>
